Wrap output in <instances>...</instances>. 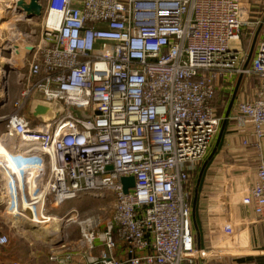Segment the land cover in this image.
Returning a JSON list of instances; mask_svg holds the SVG:
<instances>
[{
    "label": "built area",
    "instance_id": "1",
    "mask_svg": "<svg viewBox=\"0 0 264 264\" xmlns=\"http://www.w3.org/2000/svg\"><path fill=\"white\" fill-rule=\"evenodd\" d=\"M40 4V43L19 78L23 88L12 113L0 116V153L33 147L36 158L15 169L0 157L2 216L39 224L67 201L111 193L105 226L81 222L80 251L60 245L83 252L85 264H195L252 254L250 232L264 223V155L253 175L220 166L210 179L202 204L210 251L198 248L191 198L224 122L261 148L264 39L250 63L243 41L262 21L243 0ZM237 76L255 78V92L234 114L221 115L219 82ZM33 100L60 101L67 112L38 123L29 115ZM71 108L91 119H79ZM129 177L135 187L125 194L121 179ZM9 243L0 235V247Z\"/></svg>",
    "mask_w": 264,
    "mask_h": 264
},
{
    "label": "rangeland",
    "instance_id": "2",
    "mask_svg": "<svg viewBox=\"0 0 264 264\" xmlns=\"http://www.w3.org/2000/svg\"><path fill=\"white\" fill-rule=\"evenodd\" d=\"M13 1L0 0V101L4 99L5 102L8 101L5 108L0 111V116H7L12 113L13 102L18 98L17 95L23 88L19 82V78L21 75L28 73L29 63L32 60V56L28 55L26 58L24 56L19 64L14 62L15 56L10 49L11 30L17 29L21 35L25 36L27 44L31 46H37L42 37L43 15L41 18L33 20H26L24 16H19V18L15 12V6L12 5ZM42 2L45 4V0H42ZM245 3H248L249 5H247L252 8L253 18H257L260 12H264V0H248ZM13 9L15 10L14 12H12ZM246 51L248 54L250 53V45H246ZM6 61H10L11 65L14 66H10ZM9 67L10 70L7 72L6 69ZM2 131L3 126L0 127V132ZM215 145L216 143H214L209 155L213 152ZM11 157L19 158L20 155H12ZM211 168L212 170L207 173L204 189L199 193L200 207L202 204L204 205L207 186L214 170L213 167ZM113 201V194L111 193H105V198H94L91 195H83L78 199L65 202L62 207L49 209L48 216L53 214L54 216L57 215L60 220L64 218V223L59 230H56V232L53 230V234L50 233L52 231L50 230L48 231L50 234L44 237L34 234L37 229L42 227L39 224L32 222L18 223V220L12 216H0V235L7 236L10 240L8 245L0 247V257L6 261V264H20L19 262L21 261L24 264H31L35 260L33 258H36L37 261L49 258L51 248L59 249L61 244H65L67 247L71 246L73 249L80 251L78 246H76L82 229L80 223L97 219L102 223L99 228H103L112 215ZM58 211L63 214H59ZM38 220L40 221V218L36 219V221ZM71 253L75 252L71 250Z\"/></svg>",
    "mask_w": 264,
    "mask_h": 264
},
{
    "label": "crops",
    "instance_id": "3",
    "mask_svg": "<svg viewBox=\"0 0 264 264\" xmlns=\"http://www.w3.org/2000/svg\"><path fill=\"white\" fill-rule=\"evenodd\" d=\"M243 2L244 3L248 2V0L247 1L243 0ZM248 5H247L248 9L252 13V8ZM254 19L261 20L262 23L260 25H255V26L253 25L251 28H248L246 33H244V43L247 44L248 46L250 45V51L251 48L254 46L253 56L255 55V52L257 50L260 41L264 39V12L262 13L260 12L259 16L257 18L254 17ZM250 62L248 61V63ZM244 64H246V62ZM9 65L14 66L11 64ZM219 84L220 86L217 89L215 105L219 113L221 115L226 116V115H232L237 111L238 103L240 101L251 97V95L255 92L257 80L255 78H249L246 76H237L230 82H224L223 80H220ZM246 139L250 143L247 146L243 144L244 140ZM254 144H255V139L251 137L249 133H240L236 130L235 125L232 122L230 121L226 122V129L223 135L221 146L218 152L216 153V156L214 157L213 161L209 165L210 167L208 166L209 168L205 174L206 176L205 182L207 180L208 171L212 170L211 167L214 168V170L212 171V176L210 175L211 178L214 176V174L216 173L217 169L220 166H236L239 168H247L248 170L246 171H249V174L253 175L259 165L260 156L264 155V140L262 141L261 148L256 147ZM12 155L13 154H11L10 152L7 153L4 151L0 153V157L5 158L4 160H7L8 162L12 159L11 157ZM203 164L200 166L199 172L195 180V189H196L197 179ZM201 191L202 190H199V193ZM198 201L200 202V198H198ZM58 212L59 214H63L60 211ZM0 216H2V213H0ZM246 217L253 218L254 213L248 212L246 214ZM194 232L196 234L197 244H198V235H197L198 233L195 227H194ZM250 242H251V250L253 251V253L248 256L241 258H225L222 260L220 259H210L206 261L200 260V261H196L195 264H264V223H261L258 226L252 228L250 232ZM201 247L202 249H205L207 251H210L212 249L209 230L205 223V219H204L203 238L201 240ZM98 253L99 252H96V254ZM51 257L57 258V261L55 263H50L49 259ZM33 260L34 261L31 260L32 262L30 261L31 264L33 263L34 264H85V258L83 252L75 251V253H71L68 250L61 247L59 249L51 248L49 258H46L42 261L39 260L37 261L36 258H33ZM19 263L24 264L22 261ZM0 264H6V261L4 259L2 260L1 257H0Z\"/></svg>",
    "mask_w": 264,
    "mask_h": 264
},
{
    "label": "water",
    "instance_id": "4",
    "mask_svg": "<svg viewBox=\"0 0 264 264\" xmlns=\"http://www.w3.org/2000/svg\"><path fill=\"white\" fill-rule=\"evenodd\" d=\"M16 13L24 16L26 20H33L36 18H41L43 14V7L40 4V0H18L16 4ZM11 50L13 52V55L15 56V63L19 64L22 59L31 55L34 52V47L29 46L27 42L25 41V38L18 32L17 29H13L11 31ZM15 49V52L14 50ZM5 50V49H3ZM6 51V50H5ZM254 46L253 49L249 53L248 61L253 56ZM9 52V51H8ZM10 53V52H9ZM10 70V67L6 69L8 72ZM70 111L74 113L79 119H91L90 116H87L85 113L77 111L74 108H71ZM67 112V107L60 101L56 102H46L41 100H33L30 106L29 115L31 118H33L35 121L41 124H49L54 122L57 118L61 117ZM226 129V122L223 124L221 134L217 140V144L211 153V155L208 157V159L203 164L196 184V189L194 193V199H193V222L194 227L197 231L198 235V248L202 249L201 247V234L198 230V225L196 221V211H197V204H198V198H199V188L201 186L202 180L204 178V174L208 168V166L213 161L214 157L216 156V153L218 152L221 142L223 139V135ZM121 183L124 187V193L128 194L130 192V189L135 187V179L133 177L129 178H122Z\"/></svg>",
    "mask_w": 264,
    "mask_h": 264
},
{
    "label": "bare ground",
    "instance_id": "5",
    "mask_svg": "<svg viewBox=\"0 0 264 264\" xmlns=\"http://www.w3.org/2000/svg\"><path fill=\"white\" fill-rule=\"evenodd\" d=\"M13 2H15V1H13ZM14 11L15 10L13 9L12 12H14ZM17 15L19 16L20 14H17ZM20 16H22V15H20ZM12 28H13V26H12ZM22 36L25 38L24 35H22ZM13 50L15 52V49H13ZM9 62L10 61H8L7 63H9ZM9 64H11V63H9ZM18 149H21V150L18 151ZM36 150L37 149H35L33 147H23V148H16L13 150H9V152L11 154L16 155V156L20 155V157L19 158H12L9 162L7 160H5V162L9 163L15 169H22L25 166L24 161L31 160V159L34 160L36 158V155H35ZM7 172L8 171L5 170L6 174H7ZM45 219H46L45 222L43 221V222L39 223V225H41L42 227L40 226L41 228L37 229L36 233L33 232L34 234L41 235L40 237L47 236L50 233L53 234L52 233V232H54L53 230H55V232H56V230H59L61 228L62 221L59 218H57L56 216H47ZM18 223H29V221L27 219H18ZM50 230H52V231L49 233L48 231H50Z\"/></svg>",
    "mask_w": 264,
    "mask_h": 264
},
{
    "label": "trees",
    "instance_id": "6",
    "mask_svg": "<svg viewBox=\"0 0 264 264\" xmlns=\"http://www.w3.org/2000/svg\"><path fill=\"white\" fill-rule=\"evenodd\" d=\"M243 43H244V41H243ZM244 44H245V43H244ZM246 45H247V44H245L244 47H246ZM209 167H210V166H209ZM209 167H208V168H209ZM208 168H207V170H208ZM207 170H206V171H207ZM205 174H206V172H205ZM205 174H204V178H203V180H202V183H201V186H200L199 190H202L203 187H204V184H205V178H206ZM193 194H194V193H193ZM193 199H194V195H193L192 198H191V203H193ZM196 221H197V225H198V230H199V232H200V234H201V237L203 238L204 216H203V214H202V207H200L199 201H198V204H197ZM193 225H194V224H193Z\"/></svg>",
    "mask_w": 264,
    "mask_h": 264
}]
</instances>
